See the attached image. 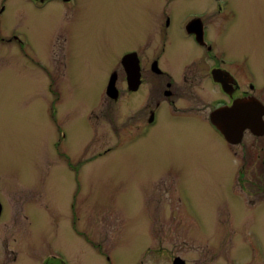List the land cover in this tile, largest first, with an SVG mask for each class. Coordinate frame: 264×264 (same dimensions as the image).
Listing matches in <instances>:
<instances>
[{"label":"rangeland","instance_id":"374dc122","mask_svg":"<svg viewBox=\"0 0 264 264\" xmlns=\"http://www.w3.org/2000/svg\"><path fill=\"white\" fill-rule=\"evenodd\" d=\"M125 1L79 0L73 40L56 46L57 59L51 43L62 26L59 0L44 9L10 0L0 16V197L6 203L0 224L9 221L0 227V242L24 234L16 264H38L49 248H59L72 264H92L83 252L92 254L103 234L115 237L110 240L123 263L132 264L138 247L149 241L173 246L185 239L155 234L150 240L149 222L155 218L154 228L161 231L165 226L157 216L164 219L176 209L167 187L187 201L178 231L192 237L185 245L193 252L209 246L219 250L220 261L231 253L238 263L264 264V205L252 208L237 194L242 189L233 185L229 152L187 137L206 130L165 125L141 142L120 144L111 114L103 116L96 107L94 98L123 45L116 39ZM236 2L246 17L239 14L242 24L264 26L263 11L261 24L255 23L257 0ZM15 36L25 44L4 42ZM172 162L186 169L170 175Z\"/></svg>","mask_w":264,"mask_h":264},{"label":"flooded vegetation","instance_id":"af4514ba","mask_svg":"<svg viewBox=\"0 0 264 264\" xmlns=\"http://www.w3.org/2000/svg\"><path fill=\"white\" fill-rule=\"evenodd\" d=\"M9 1L0 0V16ZM22 1L31 8L44 9L56 0ZM59 1L61 10L57 12L61 14L62 26L53 33L56 34L51 43L53 59L58 57L56 46L58 49L64 44L68 46L73 40L72 21L79 5V0ZM257 1L255 23L261 24L257 20L261 19L264 6L262 0ZM121 8L116 41L123 45L113 61L103 91L94 98L103 116L111 114L110 121L116 125L118 142H141L154 128L165 125L184 131L202 128L206 130L205 134L194 131L187 135L188 139H202V142L220 146L222 152H229L233 185L242 189L237 193L234 188L235 193L241 195L248 206L262 209L264 26L242 24L239 16L242 12L236 0H126ZM13 40L25 44V40L17 36L4 42ZM183 169L186 167L172 162L167 173H183ZM164 190L170 192L167 197L171 202L175 197L177 203L171 209H176L164 219L157 216V221L165 226L161 231L154 228L155 218L149 222L150 240L155 234L159 239L177 238L182 234L185 239L180 245L178 242L173 246L162 239L156 246L149 241L146 246L138 247L132 264H241L231 253L223 254L220 261L219 250L214 251L209 246L199 252H193L196 251L194 247H187V239L192 237L178 231L180 222L177 219L186 211L187 201L177 196V190L167 187ZM13 201L12 207H19L21 217L26 219L21 205ZM5 204L0 197V220ZM13 217L12 225L15 226L18 221L16 215ZM166 222H171L167 227L174 226L176 231L167 229ZM7 223L9 221H3L0 227ZM23 236L3 238L0 264L4 261L16 264L23 250ZM110 239L115 237L102 234L100 246L92 242V254L91 251L83 252L88 254L86 257L92 264H128L123 263L116 241L113 243ZM193 239L206 246L205 239L197 236ZM102 243L107 246L101 247ZM249 262L244 261L245 264ZM38 264H72V261L59 248H49L42 252Z\"/></svg>","mask_w":264,"mask_h":264}]
</instances>
